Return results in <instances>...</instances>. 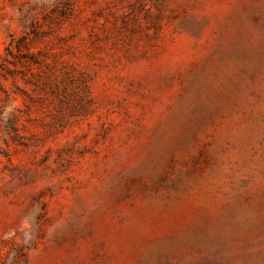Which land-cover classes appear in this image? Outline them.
<instances>
[{
  "label": "rangeland",
  "instance_id": "obj_1",
  "mask_svg": "<svg viewBox=\"0 0 264 264\" xmlns=\"http://www.w3.org/2000/svg\"><path fill=\"white\" fill-rule=\"evenodd\" d=\"M0 264H264V0H0Z\"/></svg>",
  "mask_w": 264,
  "mask_h": 264
}]
</instances>
